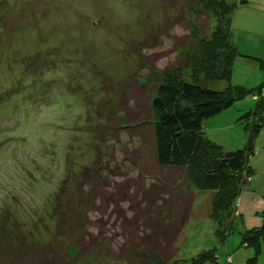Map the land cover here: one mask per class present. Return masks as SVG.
I'll return each instance as SVG.
<instances>
[{
  "label": "rangeland",
  "instance_id": "1",
  "mask_svg": "<svg viewBox=\"0 0 264 264\" xmlns=\"http://www.w3.org/2000/svg\"><path fill=\"white\" fill-rule=\"evenodd\" d=\"M178 9L163 0H0V248H14L22 239L34 245L50 243L56 232L52 208L57 195L75 197L78 186L85 196H92L90 188L96 186L97 192L113 191L117 196L122 187L135 202V210L139 208L138 215L127 201L119 204L124 213L119 220L107 215L106 202L100 211L89 212L88 229L97 246L83 261L151 264L141 259L138 236L141 227L148 229L143 221L154 216L160 201L149 211L150 201L143 191L152 190L150 195L155 198V187L169 178L149 157L145 163L140 155L148 143L137 136L133 125L140 115L134 112L141 105L150 106L149 74L175 63L178 50L174 42L180 43L188 32L184 19L177 17ZM4 22L11 23L3 28ZM231 23L230 38L239 52L264 60V0H248L232 13ZM205 24L213 26L211 20ZM20 60H26L24 68ZM241 60L235 63L230 82L248 90L258 87L264 82V68L253 59ZM29 69L34 70L32 75ZM185 72L180 69L178 77H185ZM12 82L18 84L7 85ZM142 85L147 87L144 94L138 91ZM210 85L223 89L226 82ZM254 102L253 96H247L221 113L228 110L223 114L229 118L240 104L250 108ZM221 116L210 117L203 125L215 141L224 139L217 132L220 125L226 127L217 122ZM233 128L238 137L233 138L234 129L228 131L233 134L225 151L246 143L243 123ZM150 129L147 126L144 135ZM263 150L264 125L255 139L254 154L248 158L255 173L242 188V192L258 194L261 210ZM147 153L146 149V158ZM134 158L145 164L133 162ZM188 186L194 196L173 244V259L188 260L214 248L219 262L210 264H246L251 256H255L253 264H264V234L256 248L242 245L239 232L220 242L208 217L212 192ZM256 211H252L254 218L259 215ZM157 214L164 221V214L159 210ZM244 215L250 224L253 217ZM131 242L134 252L119 249L120 245L130 247Z\"/></svg>",
  "mask_w": 264,
  "mask_h": 264
},
{
  "label": "trees",
  "instance_id": "2",
  "mask_svg": "<svg viewBox=\"0 0 264 264\" xmlns=\"http://www.w3.org/2000/svg\"><path fill=\"white\" fill-rule=\"evenodd\" d=\"M163 1L179 8L177 17L184 19L188 32L181 36L180 43L174 42L178 50L175 63L170 68L154 70V76L149 74L151 83L146 94L150 106L141 105L134 112L140 115L133 125L137 128V136L142 135L148 143L141 147L140 155L145 158V163L149 157L153 166L167 173L166 178H169L155 187V198L150 195L152 190L143 191L150 201L149 211L155 210L152 207L155 203H160L154 216L143 221L148 229L141 227L143 231L138 236L141 245L137 248L143 249L141 259L149 260L151 264L218 263L214 248L202 250L188 260L173 259V244L180 234L182 222L188 217L194 196L188 189L189 184L201 192H212L208 217L215 224L214 234L220 242L231 233L239 232L242 245L256 248L264 234V209L258 212L262 220L260 225L252 227L246 225L240 209L243 184L255 173L248 158L254 154L255 139L264 125V82L251 90L230 82L237 57L255 60L260 69L264 68V60L239 52L230 38L232 13L245 6L248 0ZM207 20L213 22L212 27L205 24ZM8 23L11 22H4L3 28ZM20 61L24 68L26 60ZM180 69L186 71L185 77H178ZM30 70L28 73L32 75L34 70ZM218 80L226 82L223 89L210 85ZM11 84L18 82L7 85ZM139 90L144 94L147 87L142 85ZM247 96H253L254 105L242 110L236 118L237 122L243 123L246 143L243 148L225 151L222 145L210 139L203 125L208 118L234 107L236 101ZM135 105H138L137 99ZM126 115L130 118L131 112ZM149 125L150 133L144 135ZM133 162L145 164L139 158H134ZM92 179L96 180L94 176ZM76 190L75 197L65 193L55 198L52 213L56 216V232L50 243L34 245L22 239L14 248L1 247L0 264H85L83 258L97 246L96 237L88 229L89 212L100 211L106 202L107 211L110 208L107 215L119 220L124 217L119 204L127 201L129 209L138 215L139 208L135 210V202L122 187H118L117 196L113 191L110 194L97 192L96 186L90 188L92 196H85L81 187L77 186ZM65 195L66 201L63 200ZM157 210L164 214V221L158 220ZM129 245H120L119 249L134 252L133 242ZM72 249H76L75 254L70 253ZM254 259L255 256H251L245 263L253 264Z\"/></svg>",
  "mask_w": 264,
  "mask_h": 264
},
{
  "label": "crops",
  "instance_id": "3",
  "mask_svg": "<svg viewBox=\"0 0 264 264\" xmlns=\"http://www.w3.org/2000/svg\"><path fill=\"white\" fill-rule=\"evenodd\" d=\"M241 58L242 57H237L235 59V61H234V65H235L236 62L240 63V61H242ZM234 65H233V73H234ZM245 109H247V107H242L241 104H240L239 108H234V112L231 113L229 118L225 117L224 116L225 114H223V113H226L228 110L226 112H223V113L219 114L220 116L221 115L222 116L220 118H218V120H217L218 124H222V123L226 124V127H223V126L220 125L219 128L220 129L222 128V129L217 131V132L223 133L224 139H221L222 141H215L213 137L211 138V135L209 134V131L206 132V129H205L206 134L210 137L211 140H213L216 143L221 144L222 146H224L223 148H226L225 146H228L227 139H231L232 138L231 135L233 134V133L228 132V131L234 129L233 127H235L237 125V122H235L237 116L239 115V113L242 110H245ZM233 119H234V122H232ZM234 132H236V134H233V138L238 137L236 129H234ZM226 133H229V134H226ZM254 194H255L256 197H254ZM262 206L263 205H261V198L258 196V194L254 193V191H252V192L243 191L241 193L240 209H241V212L243 213V215L245 214L244 216H246V214L249 213L253 217L252 211L253 210H257L256 213H258L259 211H261ZM256 216H257V218L253 217V220L251 221L250 224L247 221V216H246L244 218L246 225H248V226L249 225H252V226L260 225L261 218L258 217L259 216L258 214Z\"/></svg>",
  "mask_w": 264,
  "mask_h": 264
}]
</instances>
